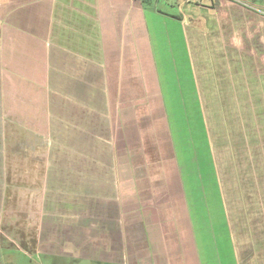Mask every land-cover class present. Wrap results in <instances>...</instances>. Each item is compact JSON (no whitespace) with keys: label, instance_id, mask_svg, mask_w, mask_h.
Returning <instances> with one entry per match:
<instances>
[{"label":"crops","instance_id":"0c3cea01","mask_svg":"<svg viewBox=\"0 0 264 264\" xmlns=\"http://www.w3.org/2000/svg\"><path fill=\"white\" fill-rule=\"evenodd\" d=\"M242 2L264 5V0ZM147 4L0 0V221L7 206L16 209L13 227L21 244L12 249L0 245V250L38 254L33 252L44 227L41 211L47 210L50 228L64 222V245L62 250L57 242L62 235L52 229L48 248L39 254L66 264H239L226 212L225 237L219 241L201 198L188 192L182 175L180 156H193L195 141L208 136L201 84L190 64L188 15L178 18L189 47L186 63L180 65L172 34L161 29L162 14ZM231 65L232 72L241 66L233 60ZM217 76L221 87L212 88L221 96L226 75L217 68ZM145 80L157 83L155 91L162 93L154 135L165 151L158 153L163 171L156 177L148 165V136L141 138L135 119L134 87ZM106 81L119 84L121 110L134 117L129 124L118 120L116 143L113 124H106L105 108L97 105ZM90 101L96 105L90 108ZM118 142L122 148L116 161ZM173 183L182 197L179 208L169 204ZM64 200L70 203L62 217L54 206ZM178 210L185 219H175ZM21 224L32 227L31 232L25 233ZM210 246L214 250L204 253Z\"/></svg>","mask_w":264,"mask_h":264},{"label":"rangeland","instance_id":"374dc122","mask_svg":"<svg viewBox=\"0 0 264 264\" xmlns=\"http://www.w3.org/2000/svg\"><path fill=\"white\" fill-rule=\"evenodd\" d=\"M186 1L188 0H148L147 4L148 8L162 14L163 26L161 29L163 28L164 35L168 33L171 37L172 34L173 49L178 54L177 61L180 65L186 63L189 47H186V42L182 37L186 31L184 30V22L178 18H182L181 16L185 14L188 15L184 21L187 24L189 21V26L187 25L186 29H190L188 31L189 55L192 58L190 64L194 65L195 75L200 80L202 114L208 128V136L207 139L202 137L195 141L193 156H180L182 175L187 180L188 192H193L194 197L201 198L200 205L204 210L206 209L207 214H204L206 220H209L208 223H212V233L217 234L219 241L225 237V223L228 218V224L233 229V234H231L238 263L264 264V97L261 99L262 87L260 83L255 88L251 87V91L256 93L258 98H256V94L253 95L247 90L246 84L247 79L251 78V74L257 80L259 76L264 75V5L231 0H192L188 3ZM193 16L197 18L195 19ZM232 60L241 64L239 71L238 68L234 69L238 74L236 76L232 72ZM217 68H221L226 75L225 92L221 96L216 89L212 88H215L216 81L220 83L222 80L218 76L216 79L214 78ZM212 78L213 84L208 85L207 82ZM239 78L242 79L239 92L243 100L238 93H231L236 88ZM205 79L206 83L201 82ZM93 85L89 83L88 89L92 90ZM123 85L124 88L127 86V84ZM155 87L157 88V83H148V80H145L136 83L134 90L137 96L135 104L137 129L139 134L141 132V136L145 134L148 136V152L149 149H152V152L148 153V165L150 166L149 170L154 172L156 177V174L163 171L161 170V162L157 158H159L160 151H165V149L159 146L157 135H154V126L159 124V118L156 119V109H160L162 113L159 95L162 93L155 91ZM78 91L79 88H76L75 92ZM247 93L250 94L249 97H247ZM129 94L132 95V90ZM104 95L105 98L101 97L97 105L105 108L103 110L106 114L105 121L106 124H113L112 134L114 133L115 141L119 132L117 129L118 120L120 119L121 123L129 124L130 119H134V117H128L127 110H121L118 83L106 81ZM148 95L151 96L148 97ZM220 101L223 103L222 105L218 104L221 103ZM95 105L96 102L90 101V108ZM119 108L120 114L117 113ZM182 117L185 119L186 114H182ZM160 122L164 124V117ZM131 124H134V120L131 121ZM119 128L121 129V127ZM139 128L143 129L140 130ZM234 130L237 133L236 140H234ZM229 133L232 135L230 143ZM158 134H163V132L159 130ZM184 138L186 141L185 153H188L189 139ZM208 140H210L212 147L208 146ZM179 144L177 142V145ZM116 148L117 161L118 153L122 148L119 146V142ZM178 149H180L179 146ZM143 150H146L145 147ZM143 155L145 152H142L141 149V156ZM167 171L169 170L167 169ZM174 185L173 183V195L170 196L169 204L173 205L174 208H179L182 197L181 195L177 196L178 188ZM191 198L192 195L189 193V199ZM68 203L70 202L64 200L62 205L54 206V212L64 217ZM223 203H225L226 211ZM0 206L3 207V205ZM7 207L6 213L3 214L2 221H0L2 240L0 245L10 249L21 247V244L17 243L20 234L19 232L16 233L13 227V225L17 226L16 219H14L16 209L11 208V206ZM46 209L47 207L44 210ZM41 213V221L44 219L42 222L44 227L40 237L41 244L37 243L35 245L36 250L33 252L38 254L27 255L11 250H0V264L67 263L63 259L61 261L52 260L48 256L39 254L45 252L44 248H48L49 231L52 229L59 230L61 233L62 236L57 237V242L61 244L63 250L65 232L64 222H61V225L56 226V228H50L49 220L45 218L48 216V211H41ZM185 215V213L182 215L178 210L175 219H185ZM161 219H164V212L161 213ZM247 221L250 224V229ZM27 224L29 223L27 222ZM24 225L21 224V227ZM20 229H24L27 233L28 231L31 232L32 227L27 228L25 225L24 228ZM37 229L35 227L33 231ZM211 246L210 248L204 247V253L208 250H214L211 249ZM221 247V252H224V244H221ZM189 251V248L185 247V252ZM225 256L227 263H229L228 253ZM79 264L92 263L82 260Z\"/></svg>","mask_w":264,"mask_h":264},{"label":"trees","instance_id":"16d2710c","mask_svg":"<svg viewBox=\"0 0 264 264\" xmlns=\"http://www.w3.org/2000/svg\"><path fill=\"white\" fill-rule=\"evenodd\" d=\"M231 1H235V2H242L241 0H231ZM243 3V2H242ZM240 67L241 66H238V71H239V69H240ZM233 72H234V76H236V75H238V74H236V70H233ZM250 72V71H249ZM251 73V72H250ZM257 78V77H256ZM220 81H222V80H220ZM242 82V79H239V81H238V84L236 85V88L234 89L235 91L237 90L238 91V94H239V96H240V98H241V100H243V98H242V96H241V94H240V92H239V87H241L242 85H240V83ZM260 83V85H261V87H262V96H261V99L264 97V75H261V76H259L258 77V80L257 79H255V76H252V74H251V78L250 79H247V86H248V88H247V90L249 91V92H252L251 91V87L252 88H255L256 86H257V84H259ZM216 86L218 87V88H220L221 87V85H220V83L219 82H217L216 83ZM253 93V92H252ZM254 94H256V93H253V95ZM249 93H247V97H249ZM256 98H258V95L256 94ZM217 101H219V100H217ZM221 102V101H220ZM218 104H220V105H222L223 103L221 102V103H218ZM263 115V114H262ZM235 131V130H234ZM236 135H237V133H236V131H235V139L234 140H236ZM231 140H232V135H231V133H229V143L231 142ZM254 142L256 143V140H254ZM253 184V183H252Z\"/></svg>","mask_w":264,"mask_h":264}]
</instances>
